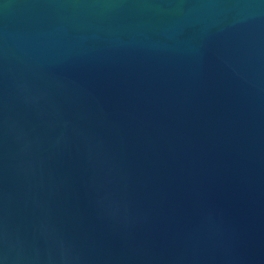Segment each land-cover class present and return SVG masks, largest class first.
I'll return each instance as SVG.
<instances>
[{
  "label": "water",
  "instance_id": "water-1",
  "mask_svg": "<svg viewBox=\"0 0 264 264\" xmlns=\"http://www.w3.org/2000/svg\"><path fill=\"white\" fill-rule=\"evenodd\" d=\"M0 264H264V0H0Z\"/></svg>",
  "mask_w": 264,
  "mask_h": 264
}]
</instances>
